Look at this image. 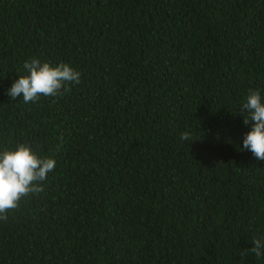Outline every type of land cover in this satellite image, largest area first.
Wrapping results in <instances>:
<instances>
[{
    "label": "trees",
    "instance_id": "16d2710c",
    "mask_svg": "<svg viewBox=\"0 0 264 264\" xmlns=\"http://www.w3.org/2000/svg\"><path fill=\"white\" fill-rule=\"evenodd\" d=\"M32 57L80 83L11 100ZM256 88L264 0H0V149L57 161L0 220V264H264Z\"/></svg>",
    "mask_w": 264,
    "mask_h": 264
},
{
    "label": "clouds",
    "instance_id": "9594fccd",
    "mask_svg": "<svg viewBox=\"0 0 264 264\" xmlns=\"http://www.w3.org/2000/svg\"><path fill=\"white\" fill-rule=\"evenodd\" d=\"M25 75H19L6 90L11 100L17 98L25 104L36 102L41 96H58L71 84H79L82 73L66 62L52 64L37 57L26 60ZM246 126L250 125L242 138L241 151H249L257 160H264V89H250L244 102L236 111ZM189 135L181 134L187 141ZM57 161L54 157H42L28 144H18L14 149H0V220L18 206L19 201L44 190L43 182L53 172ZM251 251L264 256V236L252 242Z\"/></svg>",
    "mask_w": 264,
    "mask_h": 264
}]
</instances>
